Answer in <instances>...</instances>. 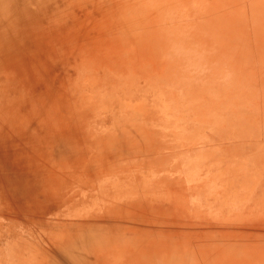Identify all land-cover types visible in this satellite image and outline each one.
I'll list each match as a JSON object with an SVG mask.
<instances>
[{
    "label": "rangeland",
    "instance_id": "374dc122",
    "mask_svg": "<svg viewBox=\"0 0 264 264\" xmlns=\"http://www.w3.org/2000/svg\"><path fill=\"white\" fill-rule=\"evenodd\" d=\"M0 264H264V0H0Z\"/></svg>",
    "mask_w": 264,
    "mask_h": 264
},
{
    "label": "bare ground",
    "instance_id": "6f19581e",
    "mask_svg": "<svg viewBox=\"0 0 264 264\" xmlns=\"http://www.w3.org/2000/svg\"><path fill=\"white\" fill-rule=\"evenodd\" d=\"M57 138V137H56ZM59 139V138H58ZM56 141H58V142H62V140H56ZM84 180V179H83ZM70 191V190H69ZM112 208V207H111ZM99 218V217H98ZM84 242V241H83ZM82 242V243H83ZM83 257V256H82ZM89 263V262H88Z\"/></svg>",
    "mask_w": 264,
    "mask_h": 264
}]
</instances>
